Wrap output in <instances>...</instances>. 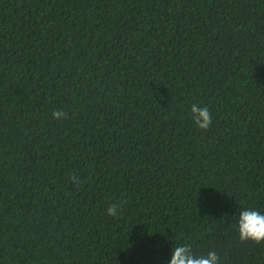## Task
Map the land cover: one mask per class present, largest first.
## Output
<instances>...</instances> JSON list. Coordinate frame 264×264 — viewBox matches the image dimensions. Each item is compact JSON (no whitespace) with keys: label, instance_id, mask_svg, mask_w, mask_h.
<instances>
[{"label":"trees","instance_id":"obj_1","mask_svg":"<svg viewBox=\"0 0 264 264\" xmlns=\"http://www.w3.org/2000/svg\"><path fill=\"white\" fill-rule=\"evenodd\" d=\"M244 208L264 214V0H0V264L184 243L264 264Z\"/></svg>","mask_w":264,"mask_h":264},{"label":"clouds","instance_id":"obj_2","mask_svg":"<svg viewBox=\"0 0 264 264\" xmlns=\"http://www.w3.org/2000/svg\"><path fill=\"white\" fill-rule=\"evenodd\" d=\"M190 112L191 119L199 129L205 131L209 129L212 124V115L207 106L200 107L192 104ZM67 115L63 110L53 112V117L57 120L65 119ZM69 180L76 187L84 183L75 173L69 175ZM126 203V200H122L110 204L107 209L108 215L112 217L120 215L121 208ZM237 229L241 241L251 240L256 244H264V214L258 209L244 208L241 210ZM168 264H220V257L214 250L198 255L192 244L184 243L173 247Z\"/></svg>","mask_w":264,"mask_h":264}]
</instances>
